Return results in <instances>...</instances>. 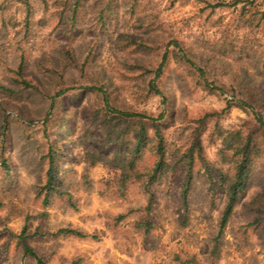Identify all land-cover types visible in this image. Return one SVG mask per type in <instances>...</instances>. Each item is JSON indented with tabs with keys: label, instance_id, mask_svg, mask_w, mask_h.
<instances>
[{
	"label": "rangeland",
	"instance_id": "rangeland-1",
	"mask_svg": "<svg viewBox=\"0 0 264 264\" xmlns=\"http://www.w3.org/2000/svg\"><path fill=\"white\" fill-rule=\"evenodd\" d=\"M83 1L72 22L62 0H31L29 21L19 0H0V264H38L24 254L20 234L26 224L25 241L47 264H264V218L255 221L256 199L264 193V153L254 160L249 184L219 239L225 195L220 188L210 192L200 174L185 207L177 163L193 120L206 111L233 103L220 120L227 130L244 126L256 112L264 116V0H137L133 12L132 0H116L112 13L105 11V24L99 19L105 0ZM218 2L224 5L213 8ZM122 35L160 47H123ZM166 50L158 80L165 96L148 94L142 84ZM184 52L193 64L175 55ZM20 64L36 88L16 83ZM98 80L117 106L173 113L166 131L170 166L154 186L155 228L149 233L135 225L147 200L139 182H129L120 195L117 167L85 161L86 151L96 147L88 132L100 133L102 101L81 87ZM60 88L66 92L59 118L77 127L71 136L70 126L46 124L51 96ZM208 128L206 155L217 162L221 140L210 137L213 123ZM63 141L68 152L59 178L67 193L45 204L38 195L43 155L50 143ZM142 163H150L148 155ZM120 214L126 216L116 221ZM66 226L99 238L43 235Z\"/></svg>",
	"mask_w": 264,
	"mask_h": 264
},
{
	"label": "trees",
	"instance_id": "trees-1",
	"mask_svg": "<svg viewBox=\"0 0 264 264\" xmlns=\"http://www.w3.org/2000/svg\"><path fill=\"white\" fill-rule=\"evenodd\" d=\"M25 7L26 20L32 13L31 0H19ZM116 0H105L103 8L99 12L101 23L105 24L104 15L107 10L112 13L113 4ZM209 2V0H203ZM46 2V0H42ZM83 0H62V3L69 5V18H76L79 8L82 6ZM137 0H132L128 6L130 11H134ZM224 2L213 4V8L223 6ZM212 5V4H211ZM227 5H230L227 3ZM102 24V25H103ZM119 43L123 47H147L149 49H157L160 46H150L143 40H138L130 36H121ZM224 42V40H223ZM172 43L180 47V51H185L177 38ZM225 47V44L222 43ZM166 49V47H165ZM168 50L163 54V60L155 70H151L152 78L142 84L143 90L148 94L165 96L162 86L159 85L163 66L168 59ZM230 51H235L234 47H230ZM178 57L186 58L191 64L194 63L184 52ZM89 56L86 55L80 72L82 76L86 75L85 64ZM189 58V59H188ZM16 83L25 88H36L34 84L28 80L23 73V66L20 64L16 72ZM75 86H70L72 89ZM81 88L91 90L97 93L102 101V116L97 120L100 133L91 130L88 134L91 138L87 140L91 145H96L94 150L86 151V159L88 166H94L97 163H111L120 170V175L116 177V188L124 195L129 182L138 181L141 189L147 196L146 205L139 209L141 212L136 222V227L142 229L143 232L149 233L155 228V221L152 216L154 204L157 201V195L154 186L161 183L164 174L169 170V148L166 138V131L174 120L173 113L167 109H162L157 113L135 110L134 108L117 106L113 103V97L109 87L102 81L98 80V84L90 86H82ZM66 89L60 88L51 96L50 115L46 120V124H60L70 126V136L77 132V127L73 126L71 121L66 122L58 113L60 111L63 97ZM80 96V94L75 97ZM233 103L228 102L227 106L220 110L206 111L203 115L193 120V126L189 133L184 137L182 142L180 156L177 163H181L183 170V181L181 185V199L183 205L187 207L188 198L194 183V180L201 174L207 181L209 191L214 193L220 188L226 197V204L220 221L217 239L227 225L236 203L242 193L245 192L253 171V163L256 158L264 153V116L260 112H256L251 121L240 128L227 130L221 126V118L230 110ZM213 123L210 131L212 141L216 138L221 140L219 149V158L217 162H212L206 155L205 145L203 143V135L209 130V124ZM65 126V127H66ZM63 130L62 133H64ZM64 133L63 135H65ZM86 141V140H85ZM88 143V142H87ZM68 149L66 142H52L49 144L43 159L46 162L44 172V181L39 186L38 195H43V202L48 204L50 198L55 194L67 193L63 190L61 180L59 178V165L61 157L67 155ZM145 155L150 158V163L143 164ZM64 191V192H62ZM258 195L256 201H259L256 208L259 216L256 222L264 218V193ZM126 215L120 214L116 221L123 219ZM27 232V224L24 225L20 238L24 245V254L34 258L38 264H47L35 250L25 241V233ZM35 234H41L36 230ZM56 237L60 235H72L80 238L92 237L98 239L97 235H90L77 228L70 226L60 227L53 232L43 233Z\"/></svg>",
	"mask_w": 264,
	"mask_h": 264
}]
</instances>
